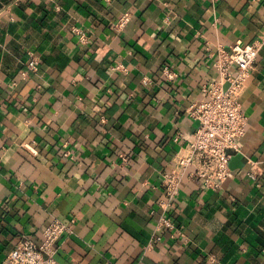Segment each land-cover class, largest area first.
Masks as SVG:
<instances>
[{
  "label": "crops",
  "instance_id": "crops-1",
  "mask_svg": "<svg viewBox=\"0 0 264 264\" xmlns=\"http://www.w3.org/2000/svg\"><path fill=\"white\" fill-rule=\"evenodd\" d=\"M238 40L261 47L230 174L216 190L185 178L159 230L162 171L197 125L186 109ZM54 218L70 229L60 264H264V0H0V264Z\"/></svg>",
  "mask_w": 264,
  "mask_h": 264
},
{
  "label": "built area",
  "instance_id": "built-area-1",
  "mask_svg": "<svg viewBox=\"0 0 264 264\" xmlns=\"http://www.w3.org/2000/svg\"><path fill=\"white\" fill-rule=\"evenodd\" d=\"M127 21L126 13L116 22V29L123 28ZM73 31L78 35L81 44L88 42L87 35L79 28H74ZM260 47L259 41L243 43L238 40L227 49H217L214 58L217 78L203 85L200 90L202 97L190 103L186 109L187 116L196 121L197 125L186 138L185 144L175 152L172 166L162 171L164 198L159 201L162 211L157 229H175L168 211L185 178L196 180L205 189L211 190L218 189L228 178L229 150L238 149V141L245 134L247 124L241 108L240 95ZM37 68L38 60L29 53L27 70L21 72V76H27V71L35 72ZM162 73L170 80L175 77L167 67L162 69ZM99 120L100 123L106 121L104 116H100ZM178 137L179 135L174 141H178ZM68 156V151L62 152V157ZM121 159L123 162L129 160L125 155H121ZM256 165L257 162L249 160L245 175L259 185ZM67 231H70L69 225L54 218L44 224L40 242L37 243L27 236L21 237L1 264H60L55 257L57 242ZM154 240L158 241L160 238L156 236ZM261 254L264 256V248Z\"/></svg>",
  "mask_w": 264,
  "mask_h": 264
}]
</instances>
